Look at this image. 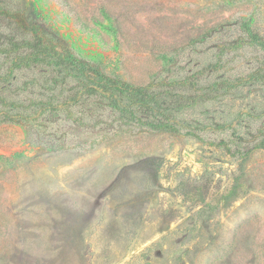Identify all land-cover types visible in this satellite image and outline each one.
<instances>
[{
    "label": "rangeland",
    "instance_id": "rangeland-1",
    "mask_svg": "<svg viewBox=\"0 0 264 264\" xmlns=\"http://www.w3.org/2000/svg\"><path fill=\"white\" fill-rule=\"evenodd\" d=\"M246 26L264 37V0H0V76L2 49L40 36L178 110L261 67ZM59 78L0 79V120L24 117L0 123V264H264L263 86L187 107L172 135L95 98L60 106Z\"/></svg>",
    "mask_w": 264,
    "mask_h": 264
},
{
    "label": "trees",
    "instance_id": "trees-1",
    "mask_svg": "<svg viewBox=\"0 0 264 264\" xmlns=\"http://www.w3.org/2000/svg\"><path fill=\"white\" fill-rule=\"evenodd\" d=\"M243 33L249 39L250 45L264 51V37L249 26L243 29ZM2 53L7 59L13 57L8 72L0 76V79H4L6 82L11 81L14 72L22 67L38 66L46 70L53 69L61 77L58 81L72 83L70 98L60 106L83 105L89 98H95L100 101V104H105L107 108L112 109L114 114L127 123L140 121L145 128L151 131L172 135H180L181 127L188 129L177 122L176 117L187 107L195 108L200 103L218 101L236 94L246 86L264 87L263 61L261 67L248 74L246 78L214 80L208 85L204 94L190 100H178L183 106L178 110H173L170 103L174 101V96L171 93L156 92L151 87L135 86L112 78L98 66L79 59L68 50L56 49L40 36L28 40L25 45L16 47L14 50L2 49ZM181 84L195 85L196 81L185 79ZM9 105H14V102H10ZM58 108L59 106L50 103L45 104L42 111H56ZM1 114L3 120H0V123H19L24 118L20 114H12L11 111ZM242 116L243 113H240L238 118L241 119ZM192 133V131L187 132L189 135H194ZM256 148L264 149V137ZM226 149L229 154L235 155L230 148Z\"/></svg>",
    "mask_w": 264,
    "mask_h": 264
}]
</instances>
